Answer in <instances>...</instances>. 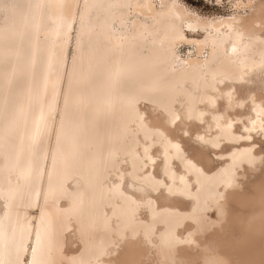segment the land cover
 <instances>
[{
  "label": "bare ground",
  "instance_id": "obj_1",
  "mask_svg": "<svg viewBox=\"0 0 264 264\" xmlns=\"http://www.w3.org/2000/svg\"><path fill=\"white\" fill-rule=\"evenodd\" d=\"M233 5L0 0V264H264V0Z\"/></svg>",
  "mask_w": 264,
  "mask_h": 264
},
{
  "label": "rangeland",
  "instance_id": "obj_2",
  "mask_svg": "<svg viewBox=\"0 0 264 264\" xmlns=\"http://www.w3.org/2000/svg\"><path fill=\"white\" fill-rule=\"evenodd\" d=\"M188 8L194 10L195 12L205 15V16H221V15H229L233 13L234 11V5L233 2L235 0H181ZM182 45L181 49H183L184 52L189 51L191 48L190 45ZM190 47V48H189ZM191 50V49H190ZM71 54V51H70ZM143 106V105H142ZM147 113L151 114L153 111V108L148 104L143 106ZM255 140L258 142V145L260 146L261 150L264 152V138H255ZM195 146V143L192 140H184V147L188 153H191L193 151V148ZM208 154L213 158L212 161V168H216L221 164V160L216 159L215 152L218 151V149H207ZM214 154V155H213ZM1 201V200H0ZM2 209L1 202H0V211ZM76 246V243H74V246ZM142 264H153L152 261H145Z\"/></svg>",
  "mask_w": 264,
  "mask_h": 264
}]
</instances>
